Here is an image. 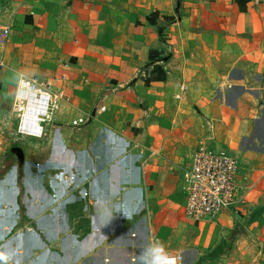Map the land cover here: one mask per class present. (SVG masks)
<instances>
[{
  "label": "crops",
  "instance_id": "obj_1",
  "mask_svg": "<svg viewBox=\"0 0 264 264\" xmlns=\"http://www.w3.org/2000/svg\"><path fill=\"white\" fill-rule=\"evenodd\" d=\"M0 25L10 30L0 41L2 105L13 110L22 74L46 82L60 103L45 137L7 157L5 260L154 264L166 253L183 264H264V210L254 218L263 194H237L215 218L187 216L188 183L160 91L190 45L208 44L213 71L219 39L236 41L224 48L219 83L228 86L212 79V103L248 120L260 112L245 140L264 149V0H0ZM78 118L88 122L74 127Z\"/></svg>",
  "mask_w": 264,
  "mask_h": 264
},
{
  "label": "rangeland",
  "instance_id": "obj_2",
  "mask_svg": "<svg viewBox=\"0 0 264 264\" xmlns=\"http://www.w3.org/2000/svg\"><path fill=\"white\" fill-rule=\"evenodd\" d=\"M230 43L236 41L219 39L220 51L213 58L218 70L207 69L212 59L210 51L207 50L208 44L202 42L200 44L202 48L197 46L199 49H196V45H190L188 58L182 57L186 62L184 68L178 58L173 69H169V74L166 71L165 84L160 91L166 96L168 101L166 106L171 115L170 131L174 143L170 142V145L180 152L179 161L182 168L180 171L187 183L196 152L203 147L222 149L238 160V194L243 198L248 193H252V196L255 194L264 196V149L260 146L249 148L245 140L249 131L247 124L255 125L257 120L255 115L258 117L261 113H251L248 120L232 112L231 106L226 101L212 103L215 96L219 95V92L215 91L216 87L210 88L212 79L214 85L218 84V88L228 86L226 80L223 79L220 83L219 81L228 73L224 67L230 59L224 48ZM232 49L234 50V47L229 49V53H234ZM236 53H242V50L237 49ZM174 57L173 54L171 58ZM251 74V85L257 88L259 82L253 71ZM262 107L264 108V103ZM22 142L25 140L19 138L17 134L15 113L13 110H7L0 102V179L12 165V161L7 157L9 155L22 157L23 151L18 150V145ZM2 249L3 245L0 244V264H17L15 261L5 260ZM26 264L33 263L26 262Z\"/></svg>",
  "mask_w": 264,
  "mask_h": 264
},
{
  "label": "built area",
  "instance_id": "obj_3",
  "mask_svg": "<svg viewBox=\"0 0 264 264\" xmlns=\"http://www.w3.org/2000/svg\"><path fill=\"white\" fill-rule=\"evenodd\" d=\"M9 34L10 30L0 25V41ZM59 108V99L46 82L38 77L20 76L12 107L19 138H44ZM87 122L86 118H78L72 123L74 127H82ZM238 175V160L226 150L203 147L196 152L188 177L187 216L194 220L215 218L232 207L237 200ZM173 260L175 264H183L181 255L159 253L155 256L157 264H172Z\"/></svg>",
  "mask_w": 264,
  "mask_h": 264
},
{
  "label": "trees",
  "instance_id": "obj_4",
  "mask_svg": "<svg viewBox=\"0 0 264 264\" xmlns=\"http://www.w3.org/2000/svg\"><path fill=\"white\" fill-rule=\"evenodd\" d=\"M263 210H264V208L263 209H261L259 212H257V214L255 215V217L254 218H256L257 216H259L262 212H263Z\"/></svg>",
  "mask_w": 264,
  "mask_h": 264
},
{
  "label": "clouds",
  "instance_id": "obj_5",
  "mask_svg": "<svg viewBox=\"0 0 264 264\" xmlns=\"http://www.w3.org/2000/svg\"><path fill=\"white\" fill-rule=\"evenodd\" d=\"M161 251H163V250L161 249ZM158 259H159V258H157V261H158ZM154 264H157V262L154 261ZM172 264H175V261H174V260H173Z\"/></svg>",
  "mask_w": 264,
  "mask_h": 264
},
{
  "label": "water",
  "instance_id": "obj_6",
  "mask_svg": "<svg viewBox=\"0 0 264 264\" xmlns=\"http://www.w3.org/2000/svg\"><path fill=\"white\" fill-rule=\"evenodd\" d=\"M18 150H21L20 148H18ZM22 151V150H21Z\"/></svg>",
  "mask_w": 264,
  "mask_h": 264
}]
</instances>
